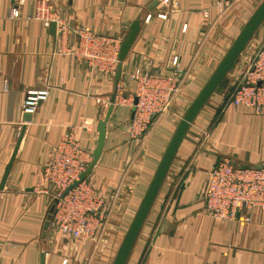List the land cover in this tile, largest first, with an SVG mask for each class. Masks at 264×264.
Listing matches in <instances>:
<instances>
[{"label":"crops","instance_id":"1","mask_svg":"<svg viewBox=\"0 0 264 264\" xmlns=\"http://www.w3.org/2000/svg\"><path fill=\"white\" fill-rule=\"evenodd\" d=\"M45 1L53 21L67 27L65 39L57 24L52 36L34 18L36 0H23L16 19L8 12L18 0H0V181L21 136L0 189V264H111L179 117L238 34L240 17L257 0H236L221 16L216 0ZM137 18L140 31L116 85L115 72H96L69 52L77 43L76 28L124 37ZM263 38L264 21L251 44L258 46ZM61 46L66 51L59 53ZM249 57L246 51L228 81ZM174 58L184 78L170 112L157 118L141 142L131 140L129 74L138 67L167 74ZM117 86L121 96H115L101 154L85 178L105 199L104 223L89 241L49 226L44 230L50 200L45 174L58 147L72 142L91 163L98 122ZM45 88L47 100L24 121L26 92ZM221 159L254 167L264 161V108L256 113L224 104L222 94L209 98L182 139L126 264H264V209L249 212L247 221L204 213L206 174Z\"/></svg>","mask_w":264,"mask_h":264},{"label":"built area","instance_id":"2","mask_svg":"<svg viewBox=\"0 0 264 264\" xmlns=\"http://www.w3.org/2000/svg\"><path fill=\"white\" fill-rule=\"evenodd\" d=\"M235 1L216 0L214 5L218 16H221ZM162 2L174 3V0H162ZM202 15L207 18L208 12L203 11ZM18 16L17 4H13L8 17L16 19ZM34 18L44 27H48L53 21L45 0H36ZM148 19L149 16L146 20ZM55 24L63 39L67 27L57 21ZM73 32L77 43L72 51H68L86 62L92 70L113 75L118 64L123 37L95 34L83 27L76 28ZM65 51L62 46L57 49L59 53ZM246 51L250 54L248 64L237 77L228 81L222 96L226 105L243 106L258 113L264 108V38L258 46L254 47L249 43L243 54ZM172 66L171 71L164 75H154L140 67L129 74L128 79L134 85L129 102L132 113L128 124V133L132 140L139 142L155 124L157 118L170 112L184 78L178 67L177 58L172 60ZM115 96H121L119 86L115 89ZM47 98V88L27 91L22 103V112L33 115L39 104ZM121 100L126 101L124 98ZM87 165L80 156L78 146L67 141L58 147L57 154L45 174L50 185L49 205H54L51 227L65 237L86 241L95 240L96 230L102 226L106 218L105 212L102 211L105 199L85 179L66 193L65 191L78 180ZM203 207L207 216L226 221H236L239 216L247 221L249 212L256 209L263 210L264 161L254 167L237 166L228 159L219 160L206 174Z\"/></svg>","mask_w":264,"mask_h":264},{"label":"water","instance_id":"3","mask_svg":"<svg viewBox=\"0 0 264 264\" xmlns=\"http://www.w3.org/2000/svg\"><path fill=\"white\" fill-rule=\"evenodd\" d=\"M263 21H264V0H262L259 3V5L255 8V10L247 19V21L244 23L243 27L240 29L236 37L231 42L230 46L228 47V49L220 59L219 63L217 64V66L209 76L206 83L202 86L198 94L191 101V103L183 113L182 117L180 118L179 122L177 123V126L164 150V153L162 154V157L154 171V174L152 175V178L147 186V189L142 199L140 200L138 207L136 208V211L130 221V224L118 246V249L114 255L111 264H126L129 255L132 251V248L134 247V244L144 226V223L146 222L147 216L154 204L157 194L166 178L168 170L176 155V152L179 148L182 139L184 138L190 125L192 124L198 113L201 111V109L204 107V105L207 103L209 98L213 94L224 93L228 85L227 77L229 76V74H231L234 71V69L238 65L241 55L246 50V47L254 37L256 31L263 23ZM48 30L50 35L55 36V31H56L55 22L52 21L49 23ZM139 31H140V19L137 18L130 24L128 30L126 31L124 37L122 38V42L118 54V64L116 66V72L114 75L115 85L118 83V81L121 78L122 64L126 59L128 52L136 36L138 35ZM114 101H115V92L112 94L110 98V105L107 109L104 118L98 122L97 125L98 137L95 142V148L92 152V161L88 165L86 170L80 174L78 180L67 188L65 193L68 190L72 189L73 187L77 186L79 183H81L84 180V178L91 173L93 167L95 166L97 160L99 159L104 144L106 124L112 112ZM30 118L31 115L26 114L23 120L29 121ZM20 138L21 136L19 137L16 146L12 152V155L4 169V173L0 181V189H2L7 179L10 167L14 161L18 144L20 142ZM53 208L54 205L52 204L49 207L48 216L52 214ZM48 225H49V221L46 220L43 224L44 230L48 228ZM40 264H43L42 260Z\"/></svg>","mask_w":264,"mask_h":264},{"label":"rangeland","instance_id":"4","mask_svg":"<svg viewBox=\"0 0 264 264\" xmlns=\"http://www.w3.org/2000/svg\"><path fill=\"white\" fill-rule=\"evenodd\" d=\"M262 0H257L255 3H253V4H247L249 7H248V12H247V15H245V16H239L240 17V19H239V22H238V24H237V27H236V30H238V32L240 31V29L243 27V25H244V23L247 21V19H248V17L252 14V12L255 10V8L259 5V3L261 2ZM160 2L161 3H163L162 2V0H160ZM36 3V2H35ZM163 4H165V3H163ZM21 5V2L18 0V3H17V7H18V13H19V6ZM11 8V7H10ZM34 8H35V6H34ZM10 10V9H9ZM165 17V16H164ZM239 17H237V18H239ZM235 38V37H234ZM250 43H251V41H250ZM115 72H116V70H115ZM129 80V79H128ZM186 105V104H185ZM178 117V116H177ZM181 118V116L179 117V119ZM179 121V120H178ZM128 135H129V138H130V134L128 133ZM144 137V136H143ZM143 137H141L140 138V140H139V142H141L142 141V138ZM131 139V138H130ZM132 140V139H131ZM135 141V140H134ZM88 176V175H87ZM86 176V177H87ZM85 177V178H86ZM84 178V179H85ZM85 181L86 182H88L86 179H85ZM104 198V197H103ZM49 199H50V195H49ZM51 205H49V207H50ZM49 207H48V209H49ZM47 217V219L46 220H48L49 221V228H50V230L51 231H55V230H53V228L51 227V215L50 216H46ZM105 220V219H104ZM104 223V222H103ZM71 239H74V238H71ZM76 240V239H75ZM120 240H121V238L118 240V242H120ZM87 241H89V240H87ZM119 244V243H118ZM117 248V247H116ZM95 249H97V248H95ZM95 249H93L94 251H95ZM118 249V248H117ZM117 249H115L114 251H113V257L111 256V258H112V260H113V258H114V255H115V253H116V251H117ZM111 260V261H112Z\"/></svg>","mask_w":264,"mask_h":264}]
</instances>
